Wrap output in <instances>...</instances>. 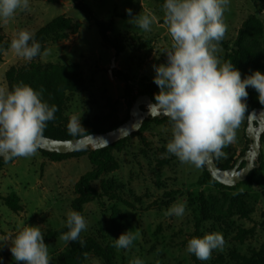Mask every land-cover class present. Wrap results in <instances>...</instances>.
<instances>
[{"label":"rangeland","instance_id":"374dc122","mask_svg":"<svg viewBox=\"0 0 264 264\" xmlns=\"http://www.w3.org/2000/svg\"><path fill=\"white\" fill-rule=\"evenodd\" d=\"M163 1L84 0L97 19L113 22L108 33L111 39H126L128 46L114 56L101 43L96 27L73 7V0H29L30 10H17L8 24L0 22V38L11 41L21 29L35 35L59 16L79 23L80 27L64 40L46 43L41 54L31 62L16 56L10 48L3 52L0 86H8L5 75L10 68L29 63L46 68L77 65L82 87L64 93V125L71 115H82L81 119L108 117L110 121H126L128 98L113 70L125 73L130 80L129 87L136 93L153 82L154 65L167 63L165 52L172 41L164 20ZM126 9H131V15ZM141 13L154 18L150 31L132 23ZM123 14L127 16L122 17ZM249 16L264 22V0H230L224 14L228 25L224 40L229 48ZM260 42L264 47V37ZM224 54L219 47L217 55L221 61ZM247 116L237 130L236 141L223 149L227 158H219L220 163L228 162L232 166L249 148L250 141L245 136ZM171 135V124H151L139 136L129 137L120 149L112 150L116 168L104 179L119 186L116 198H103L83 207L87 228L80 237L114 244L115 238L125 231H139L138 239L130 248L115 250L117 264H129L136 257L144 264H233V254L249 256L257 251L264 244V171H255L251 183L240 184L232 190L212 184L199 185L202 167L182 164L167 152ZM261 155L264 160V134ZM90 168L86 156L51 162L38 151L30 158H15L0 168V240H7L0 242L3 264H23L13 259L10 241L17 234L18 226L24 225L40 226L52 257L50 264H57L59 253L69 243L60 237L47 238L46 234L66 225L74 184ZM10 193L19 198V212H12L3 202ZM177 202L186 203L184 215L165 216L164 212ZM212 232L221 233L225 245L223 250H214L210 260H198L186 251L189 239ZM81 264L104 263L88 254Z\"/></svg>","mask_w":264,"mask_h":264},{"label":"clouds","instance_id":"9594fccd","mask_svg":"<svg viewBox=\"0 0 264 264\" xmlns=\"http://www.w3.org/2000/svg\"><path fill=\"white\" fill-rule=\"evenodd\" d=\"M230 0H165L164 20L171 38L170 49L165 52L166 64L154 65L153 82L159 92L154 103L148 105V115L164 116L171 124V139L167 152L182 164L201 168L211 157L227 158L223 149L236 141L237 130L247 112V88L258 93L264 105V74L254 71L244 79L232 62L218 57L220 42L228 25L224 14ZM17 10H30L29 0H0V22L8 24ZM131 15V9H126ZM154 18L147 14L136 16L132 23L150 31ZM10 50L16 56L31 62L41 54V45L34 33L21 29L11 39ZM46 54V53H45ZM43 91L19 82L9 90L0 86V157L7 163L15 158L36 155L49 121L55 119L58 107L43 99ZM81 116L71 115L67 132L76 136L86 131ZM185 202L172 204L165 216L181 217ZM67 232L60 235L65 243L85 241L80 234L87 221L78 211L67 213ZM11 239L10 251L15 261L23 264H50L49 246L44 242L40 226H18ZM140 233L130 230L115 238L114 247L128 249ZM7 242V240H0ZM225 239L219 232L206 233L187 241L186 251L198 260L211 259L214 250H223ZM129 264H144L136 257Z\"/></svg>","mask_w":264,"mask_h":264},{"label":"trees","instance_id":"16d2710c","mask_svg":"<svg viewBox=\"0 0 264 264\" xmlns=\"http://www.w3.org/2000/svg\"><path fill=\"white\" fill-rule=\"evenodd\" d=\"M165 3V1H163ZM73 7L80 11L87 22L92 23L100 36L101 43L109 47L114 56L122 53L128 44L126 39H111L108 33L111 31L113 22L97 19L84 0H73ZM127 14H123L122 17H126ZM80 24L72 22L69 18L59 16L51 20L44 27L37 31L34 35V39L40 43L41 51L44 49L46 43H54L64 40L70 34L77 33ZM264 37V22L260 19L249 16L242 23L237 32L235 41L232 48H229L228 42L223 40L220 42L219 47L225 52L222 62H232L234 66L241 72V78L244 79L248 75H251L254 71H260L264 73V47L261 45V38ZM130 41L133 38L129 39ZM9 40H3L0 38V61L2 54L10 48ZM113 76L121 81L124 85V96L127 97L128 112L135 98L139 95H148L153 102L154 95L159 92V88L155 83L146 85L142 90L133 93L129 87V78L125 73L118 70H113ZM7 87L11 90L12 86L23 82L32 86L36 90L44 89L43 99L49 103V105L55 104L58 107V111L55 113V119L49 121L44 131V136L57 140H69L77 139L82 136L95 133H104L106 131L115 129L125 120L117 121L108 117L97 118L94 120L83 117L81 119V125L86 131L76 136H70L67 132V125H64L63 116V96L65 92H75L82 87V79L77 65H70L67 67H42L36 63H29L17 68H10L6 72ZM248 98L246 100L247 112L246 114L255 108H264L258 100V93L252 87L247 88ZM170 124L169 119L164 116H158L148 118L143 122L140 130L131 136H139L143 133L147 127L151 124L162 125ZM129 136V137H131ZM122 139L108 147L91 150L82 149L70 154H58L49 153L38 149V152L46 157L51 162H61L70 158H79L86 156L91 166L90 170L85 172L79 177L73 187L74 198L70 204L71 211H78L83 215V207L93 201H101L103 198L115 199L119 186L111 180L104 179V176L116 168V161L112 155V150H118L129 138ZM214 160L220 169H228L234 166H230L228 162L220 163L219 158L214 156ZM10 160L9 162H11ZM7 162V163H9ZM259 167L248 175L246 180L240 184H249L252 182L251 176L255 171H264V160L262 155L259 157ZM4 159L0 157V168L5 164ZM243 166V164H241ZM198 184H212L214 186L232 190L234 187H226L221 185L209 175L204 166L202 167V173L198 178ZM98 183L97 186L95 184ZM3 202L12 212L16 213L21 210L19 205V198L10 193L3 198ZM68 229L65 226L58 228L54 231H49L46 234L47 238L55 239L60 237ZM85 241L84 246H81L79 241L70 242L68 248L59 253L57 257V264H81L85 256L93 254L97 258L101 259L104 264H117L115 262V250L114 244L111 242L102 243L94 237L81 238ZM233 264H264V244H262L257 251H253L249 256H243L239 254H233ZM0 264H3L0 261Z\"/></svg>","mask_w":264,"mask_h":264},{"label":"water","instance_id":"95a60500","mask_svg":"<svg viewBox=\"0 0 264 264\" xmlns=\"http://www.w3.org/2000/svg\"><path fill=\"white\" fill-rule=\"evenodd\" d=\"M113 63L114 59H112V66ZM150 103L154 102L148 95H139L129 109L128 119L115 129L69 140H57L44 136L39 149L49 153L70 154L82 149L98 150L108 147L138 132L146 119L153 118L148 115ZM262 134H264V108H255L248 113L245 128V136L250 141L249 148L238 157L234 166L228 169H220L214 156L209 157L203 166L212 179L226 187H234L244 182L250 172L259 167Z\"/></svg>","mask_w":264,"mask_h":264}]
</instances>
